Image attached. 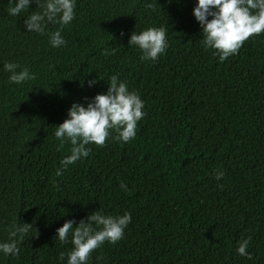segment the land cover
Masks as SVG:
<instances>
[{"label":"trees","instance_id":"16d2710c","mask_svg":"<svg viewBox=\"0 0 264 264\" xmlns=\"http://www.w3.org/2000/svg\"><path fill=\"white\" fill-rule=\"evenodd\" d=\"M194 4L76 0L61 31L67 43L53 48L48 33L58 25L44 34L25 28L35 3L11 16L0 0V240L12 223L32 224L19 255L0 254V264H65L59 254L72 245L56 228L96 210L128 211L131 221L87 264H264V32L219 62L202 45ZM161 25L168 48L155 62L141 59L130 34ZM5 60L35 79L9 82ZM114 73L144 100L136 136L90 144L56 176L71 145L55 126L73 102L106 91ZM244 238L251 259L236 252Z\"/></svg>","mask_w":264,"mask_h":264},{"label":"clouds","instance_id":"9594fccd","mask_svg":"<svg viewBox=\"0 0 264 264\" xmlns=\"http://www.w3.org/2000/svg\"><path fill=\"white\" fill-rule=\"evenodd\" d=\"M35 3L36 9L25 16L23 21L27 31L44 34L47 25H58L55 31L48 33V43L59 48L67 42L61 35L64 26L74 19L76 0H8L7 14L17 16ZM192 14L201 30L202 45L213 49V55L219 62L235 55L243 42L253 35L264 32V0H195ZM123 35V32H121ZM128 45L136 46L142 53L141 59L155 62L168 48L165 26H148L133 31ZM2 70L9 73L7 79L17 85L35 79V73L28 66L21 67L15 61L5 60ZM99 78L87 81L89 87L97 84ZM85 103L73 102L67 109L66 118L55 126L54 136L70 143L69 154L59 161L56 176L69 165L87 157L91 151L88 145L103 146L106 138L126 143L136 136L137 123L145 115L142 111L144 100L135 90H130L126 81L118 73L107 78V89L96 93L91 99L84 97ZM223 169L214 171L219 180ZM121 190L127 191V185L120 181ZM131 221V213L122 215L103 214L96 210L81 218L78 222L68 219L56 228L55 237L61 242L70 239L71 249L61 252L59 258L65 264H87L90 253L105 241L115 243L124 234ZM75 224V226H74ZM32 228L31 223H12L7 226V238L0 240V254L18 256V241ZM249 239L238 242L236 252L251 259L247 251Z\"/></svg>","mask_w":264,"mask_h":264}]
</instances>
